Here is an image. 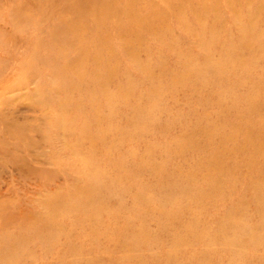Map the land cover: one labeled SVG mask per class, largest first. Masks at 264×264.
<instances>
[{
  "label": "rangeland",
  "instance_id": "374dc122",
  "mask_svg": "<svg viewBox=\"0 0 264 264\" xmlns=\"http://www.w3.org/2000/svg\"><path fill=\"white\" fill-rule=\"evenodd\" d=\"M0 264H264V0H0Z\"/></svg>",
  "mask_w": 264,
  "mask_h": 264
}]
</instances>
